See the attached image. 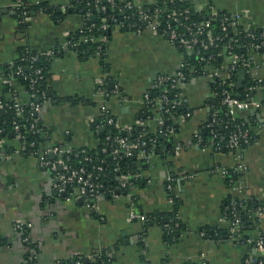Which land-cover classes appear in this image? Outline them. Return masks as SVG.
Returning <instances> with one entry per match:
<instances>
[{"label": "crops", "instance_id": "obj_1", "mask_svg": "<svg viewBox=\"0 0 264 264\" xmlns=\"http://www.w3.org/2000/svg\"><path fill=\"white\" fill-rule=\"evenodd\" d=\"M130 1L146 8L153 4V0ZM182 1L196 12L208 8L238 12L241 26L264 28V0ZM22 2L43 8L23 23L14 13V0H0V74L20 49L59 50L48 63L45 87L49 98L38 115L48 144L71 151L96 146L91 127L103 103L121 129L142 122L150 133L155 132V119L141 120L139 114L158 77L177 70L183 58L180 49L164 35L113 28L103 68L98 55L82 58L64 47L82 23L80 15L66 13L67 0ZM45 9L56 10L60 16L53 19ZM256 61L260 62V56ZM244 71L237 72L234 84L251 82L254 88L249 97L260 103L258 108L249 106L236 114L250 125L249 144L224 151L196 144L195 134L212 115L213 83L206 76L180 82L179 99L189 115H178L171 131L165 132L171 136L168 152L138 155L132 175L140 182L117 196L98 195L91 208L79 198L66 200L59 195L49 170L34 157L15 152L20 143L13 134L0 136V264L25 261L27 247L16 227L20 223L28 224V237L35 247L33 264H67L75 258L92 259L102 251L110 255L112 264H247L256 252L229 228L222 211L232 199H264V65ZM14 86L18 99L24 100L25 91ZM99 86L110 91L106 99L98 93ZM228 168L239 173L233 186L227 185L221 172ZM173 198L184 229L178 239L166 241L162 227L146 225V219L159 215L169 221ZM131 199L143 219L127 220ZM250 221L256 226L250 238L264 240V214ZM203 227L217 231L216 237L201 236Z\"/></svg>", "mask_w": 264, "mask_h": 264}, {"label": "built area", "instance_id": "obj_2", "mask_svg": "<svg viewBox=\"0 0 264 264\" xmlns=\"http://www.w3.org/2000/svg\"><path fill=\"white\" fill-rule=\"evenodd\" d=\"M89 1V0H87ZM103 0H94L95 4L100 3ZM72 0H67V2L63 5V8L66 10L71 7ZM105 2L113 9H116L118 12H122L124 9L135 8L138 10L139 18L142 24H137L135 22L127 21L128 17L123 16V20H118L114 16L103 17L101 27L103 29H108L111 23L113 28H124L130 32L134 33H142L144 31H150L153 34L164 35L167 37L169 42L173 44L176 48L184 47L186 50L192 51V47L194 43L197 42V36L205 35L210 44L214 42H218L222 40L223 36H225L228 30H232L236 35H239L237 41L242 37L243 43L240 45L244 48V53L238 54L235 53L231 48L228 47L226 54L228 55V61L222 62L220 66L210 68L208 71L203 72V75L209 78L212 83L216 80L219 81L218 86L221 87L220 92V102L224 108L225 116L229 121H234L232 129L225 137L221 135L218 131H216L215 126L219 124L221 121V117L219 116L216 109L213 108L212 115L210 121L204 125V128H208L211 134V142L217 140L218 142L223 141L224 148L230 150H236L241 148V146H246L250 143L249 140V128L245 126V122H235V118L237 112L244 110L247 107L258 108L260 107V103L251 100L248 95H246L245 99H240L238 96L233 94L232 87L234 85L235 80H233V74L239 70L251 69L253 66L264 65V29L257 31L255 28L249 26H241L240 20L242 15L240 13H223L219 14V12L214 11L212 8L210 9V13L212 15H218L220 18V30L222 35L212 36L211 25L208 19H204L200 22H189L188 21V9L179 7L172 8L171 10H167V5H175L177 0H153V8L148 10L146 7L137 6L130 0H105ZM158 3H161L160 6ZM28 5L22 0H14V13L18 16L21 22L25 23L29 21L32 16L29 15L27 10ZM99 12H104L106 9L105 6L97 7ZM90 15L89 12H86L83 15L82 23L79 29L77 30L79 33H84L87 31H91L93 25H87V19ZM161 18V19H159ZM159 20L164 21V26L160 28ZM89 38L86 35L82 36V42H88ZM105 40V37H103ZM234 40V41H236ZM201 44L205 45L206 43L201 39L198 40ZM77 41H72L68 39L64 43V47L67 48H75L78 46ZM23 52L27 55V61L29 63V67L32 75L28 79V86L31 92H26V98L20 101L18 98H14L13 107L16 109L18 115H21L23 112V106L26 104L30 111L34 114V116L39 115L42 105L40 102H35L34 98H36L37 88L36 86L43 80V72L42 68H34L32 69L31 63L35 61L38 57H44L47 60H51L54 56H56L59 50H51V51H40V52H32L27 48L23 49ZM193 52V51H192ZM198 54V52H195ZM220 54V53H219ZM255 54V55H254ZM260 56V62L256 61V57ZM212 58V55L209 59ZM201 61L205 59L200 57ZM14 62L10 64V67H14ZM188 65L185 61L181 60L178 65L177 70L172 74L161 75L156 80V86H169L170 88L178 89V85L180 82L191 79L190 77L186 79L183 69ZM15 73L19 75H23L22 67L17 65L15 67ZM195 77V76H194ZM0 80L2 84L8 82V79L3 76V72L0 74ZM254 86L251 84L248 90H253ZM98 93L102 96L103 99H106L110 91L106 90L103 86H99ZM217 93L214 92V96ZM39 97V96H38ZM40 98L44 99V93L42 92ZM159 111V116L155 118L156 124L158 126L163 125V117L162 112H167L169 109H174L175 107L182 106L181 100L179 99V93L177 92L174 99H169L167 96L162 95L159 99H157ZM5 104L2 103L0 98V113L4 109ZM100 116L102 120L100 121V126L116 124V118L109 112L104 103L100 106ZM183 115L188 116L189 113L185 112ZM142 126L143 131L141 133V137L137 138L135 142H128L126 137H115L113 139V143L116 144V148L112 149L111 154L114 158L119 157L120 153H123L126 156H138L149 153L148 147L151 149L154 147L156 142L154 137H150L148 139L144 138L148 134V131L145 129V125L143 123H139ZM29 130L32 133L37 132L38 130H42V128H38L35 122H30ZM2 130L0 129V132ZM12 133L15 138L20 143L19 148L15 150V152H21V154H27L25 148V134L20 131V125L12 120ZM166 135V133H163ZM195 143L201 146H205L202 143V138L200 136L199 131L195 134ZM30 147L35 146L34 141H30L28 144ZM72 151L60 147L58 145H51L46 143V145L36 148L29 155L34 157L37 162L49 170V172L56 179V190L59 195L64 194L66 200H70L73 198H79L85 207L91 208L92 201L98 195H109V196H117V192L125 189L127 186H132L133 182L128 179L125 175H118V186L116 190L108 189L107 191H103V184L101 182V177H104L106 174V169L100 165L93 167L91 170H88L85 166L81 165L76 168H71L68 165H65L63 156H68ZM52 155L53 157H51ZM240 167V166H239ZM116 168H114L115 170ZM227 169H222L221 172L225 175ZM236 181L231 184L233 186ZM244 201V200H243ZM235 204H237L236 199L229 200L226 204V208L230 210L232 215L231 229L235 232L239 230V226L241 223V218L237 214L235 210ZM264 214V203L258 206L255 210L250 209L248 211L247 217L249 220L254 221L260 215ZM223 218L227 220L226 215L223 214ZM143 219V216L137 213L134 201L131 199L129 203V210L127 220H136ZM28 224H17L18 235L23 242H28V235L22 236L20 231L23 229H27ZM167 227V225H165ZM204 232H200L201 236H204ZM245 242L250 244L254 249L256 254H262L264 252V240L262 237L257 238H246ZM29 260H33L34 254L31 253L27 256ZM23 262L22 264H24ZM247 264H264L262 260H257L256 258H252L251 260L246 261ZM75 264H82L79 260L75 261Z\"/></svg>", "mask_w": 264, "mask_h": 264}, {"label": "trees", "instance_id": "obj_3", "mask_svg": "<svg viewBox=\"0 0 264 264\" xmlns=\"http://www.w3.org/2000/svg\"><path fill=\"white\" fill-rule=\"evenodd\" d=\"M161 3H158L160 6ZM105 6L106 9L104 12H99L97 7ZM187 8L188 9V21L189 22H200L204 19H208L211 25V32L212 36L222 35L220 30V20L218 15H212L210 13V9H206L203 12H196L191 10L187 5L184 4L182 0H177L175 5H167V10H171L172 8ZM40 8V6H30L27 8L29 15L33 16ZM153 6L148 7V10L152 9ZM47 13L53 19H56L60 16L56 10L53 9H45ZM89 12L90 15L87 19V25H93L91 31H87L84 33H79L76 31L73 35L69 37L72 41H77L79 44L75 48H71L75 51L80 57H89L92 55H98L99 63L103 68L106 67L105 63V45L106 41L110 37V31L113 29L111 23L109 22L110 26L108 29H103L102 25V18L114 16L118 20H123V16L128 17L127 21L135 22L137 24H142L139 18L138 10L135 8L131 9H124L122 12L116 11V9L111 8L105 0L101 1L98 4H95L94 0H72L71 7L66 9V13H74L82 16ZM219 14H223L219 12ZM16 15V14H15ZM161 19V18H159ZM160 28L164 26V21L159 20ZM256 29L257 31L263 30ZM120 30L128 31L124 28ZM89 38L88 42H82V36L86 35ZM105 37V41L103 40ZM239 38V35H236L235 32L232 30H228L227 34L223 36L222 40L218 42H214L210 44L205 35L197 36V42L194 43L192 47V51L186 50L184 47H180L182 53V60L185 61L188 65L185 66L183 69V73L186 79L190 77H197L203 75V72L208 71L210 68L218 67L221 65L222 62L228 59V55L226 54L228 47L231 48L235 53L241 54L244 53V48L240 46L243 41L242 37L237 41L236 39ZM204 41L206 44L203 45L198 40ZM236 40V41H234ZM91 48V49H90ZM198 52V54H195ZM220 53V54H219ZM212 55V58L209 57ZM200 57H203L205 60L201 61ZM27 55L23 52V49H20L18 52V57L14 60V67H4L2 70L3 76L8 79V82L2 84V91L0 93V98L2 103L5 104L4 109L0 113V136H11L12 133V120H15L20 125V131L25 134V148L27 151V155H29L33 150L36 148H40L48 142V134L47 130L43 128L41 121L37 116L30 111L29 107L24 104L23 112L21 115H18L16 109L13 107L14 98H18V93L15 90V84L17 87H20L22 90L26 92H31L28 86V79L32 75L30 68H28L29 63L27 61ZM49 60L44 57H38L35 61L31 63L32 69L34 68H42L43 72V80L39 83L37 88L36 98H34L35 102H40L41 105L44 104L46 100H48L49 96L46 93L45 87V76L46 70L48 67ZM20 65L22 67L23 75H19L15 73V67ZM238 72V71H237ZM233 74V80H235L236 74ZM219 81H214L212 84L213 91L217 94L214 96L212 101L213 108L217 110L219 116L221 117V121L219 124L215 126L216 131H218L221 135L227 136L234 121H229L228 118L224 115L225 111L223 106L221 105L220 100V92L221 87L218 86ZM251 82L247 80L243 82V85L237 86L236 84L232 87V92L240 99H245L246 95L250 96V91L248 90ZM253 85V84H252ZM105 89L106 87L103 86ZM107 90V89H106ZM44 93V99L40 98L41 93ZM178 89L170 88L169 86H156L154 87L145 97V102L140 111L139 118L141 120H149L153 121L157 116H159V111L157 110L159 99L162 95L167 96L169 99H174ZM39 96V97H38ZM184 114V110L182 106L175 107L174 109H169L167 112H162L163 117V125L158 126L156 124L155 132L150 133L147 128L148 134L143 136L144 138L148 139L150 137H154L156 142L154 147L149 149V153H159L164 154L168 152L169 143L171 142V136L169 134L164 135V132H169L174 127V119L178 117V115ZM102 120L101 116H97L94 122L92 123V130L94 131L97 144L94 147H84L79 148L76 150H72V152L68 156H63L65 165L70 166L71 168H76L78 166H85L88 170H91L95 166H102L106 169V174L104 177H101V182L103 184V191H107L108 189H112L113 191L116 190L118 186V175H125L128 177L129 180L133 182L132 186H127L125 189H122L120 193L124 191H129L133 186L137 185L140 180L139 178H133V171H134V162L137 159V156H126L123 153H120L119 157L114 158L111 154L112 149L116 148V144L113 143V139L115 137H126L128 142H135L137 138L141 137V133L143 131L142 126L135 125L129 130L121 129L120 126L116 124L100 126V121ZM35 122L38 128H42V130H38L35 133H32L29 130L30 122ZM243 121V119L235 118V122ZM247 128H249V140L252 137V130L250 129V125L248 122L244 123ZM200 136L202 138L203 145H213L214 147L224 148L223 141L218 142L214 140L211 142V134L208 128H202L200 131ZM142 138V137H141ZM30 141L35 142V146L30 147L28 144ZM241 147H244L241 146ZM114 168H116L114 170ZM225 181L227 185L233 184L239 177V173L235 171V169L228 168L225 173ZM237 204H235V210L237 214L241 218V223L239 226V230L235 232L236 234H240L243 240L246 238H250L251 232L256 230V226L252 224V222L248 219L247 214L250 209L255 210L258 206L264 203L263 200H255L252 198H247L243 200L236 199ZM228 203V202H227ZM226 203V204H227ZM227 206H223V214L226 215L228 224L230 225V221L232 220V215L229 209L226 208ZM177 211V201L173 198V207L172 213L169 217V221L166 223L163 221V218L159 215H151L148 216L146 219V225L148 224H158L163 229V236L166 241H173L178 239L182 230L184 229L183 225L181 224L180 220L176 217ZM167 225V227H165ZM204 232V238H215L217 231L212 230L210 227H203L199 230L200 232ZM22 236L28 235V230L25 228L23 231L21 230ZM27 247L26 250V257L24 264H33V260H29L27 256L34 252L35 247L34 244L31 243L29 240L28 242H24ZM254 258L257 260H262L264 262V252L262 254H254ZM79 260L82 264H112V259L109 254L105 251H102L94 256L92 259L87 258H75L71 261H68L67 264H75V261Z\"/></svg>", "mask_w": 264, "mask_h": 264}, {"label": "water", "instance_id": "obj_4", "mask_svg": "<svg viewBox=\"0 0 264 264\" xmlns=\"http://www.w3.org/2000/svg\"><path fill=\"white\" fill-rule=\"evenodd\" d=\"M91 49V48H90ZM241 72H242V74H244L245 73V71L244 70H241ZM110 85H113V83L111 82L110 83ZM237 85V84H236ZM222 150L224 151L225 149L224 148H222ZM51 157H53L52 155H50ZM117 193H119V191L117 192ZM64 194H62V196H63ZM165 220L164 221H167V218H164ZM235 235H236V233H235ZM255 252V251H254Z\"/></svg>", "mask_w": 264, "mask_h": 264}]
</instances>
